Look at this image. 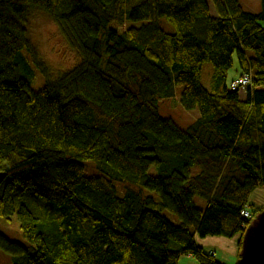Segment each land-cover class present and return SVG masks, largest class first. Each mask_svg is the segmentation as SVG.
<instances>
[{
  "label": "trees",
  "instance_id": "obj_1",
  "mask_svg": "<svg viewBox=\"0 0 264 264\" xmlns=\"http://www.w3.org/2000/svg\"><path fill=\"white\" fill-rule=\"evenodd\" d=\"M209 1L214 16L206 0H0V221L19 230L0 227V249L12 264H220L196 236H236L239 257L264 208L249 202L264 189V0L257 13ZM31 10L80 57L37 91ZM240 75L250 86L231 90ZM164 98L198 117L178 128L158 114Z\"/></svg>",
  "mask_w": 264,
  "mask_h": 264
},
{
  "label": "rangeland",
  "instance_id": "obj_2",
  "mask_svg": "<svg viewBox=\"0 0 264 264\" xmlns=\"http://www.w3.org/2000/svg\"><path fill=\"white\" fill-rule=\"evenodd\" d=\"M206 2L208 4L210 14L215 15V11L210 1L206 0ZM237 2L245 11L257 13L260 10V0H237ZM160 27L162 30L168 32L173 31L172 28L165 23L164 19H160ZM26 32L30 52L45 75L42 76L37 72L35 73L34 81L30 86L32 91H37L45 81L53 82L59 76L70 71L79 63V53L77 51L76 45L71 42L68 33L63 29H60L41 12L37 10H31ZM212 72L213 69L211 64L204 63L202 66L200 80L202 86L208 90L211 88ZM236 73L237 62L236 57L233 56L232 68L227 73V82L235 77ZM180 91L181 86H175L174 97L177 100L180 98ZM240 98H242V94H240ZM158 114L163 118L172 120L174 124L180 129H185L187 125L192 123L198 117L196 109L185 110L179 103H175L168 98H164L158 102ZM118 189L122 190L121 187ZM261 191L262 190L256 191V193L251 196V198H253V211L264 207V192ZM194 203L199 208L203 207V203L197 198H194ZM163 215L166 216L172 223H179V220L175 215L167 211H164ZM9 219L10 220L8 222L0 221V227L4 231H7L10 236L17 237L19 235L17 224L15 220H13V217ZM196 239L199 242H202L198 246L201 247L203 251H214L216 254V259L223 254L229 259V264H235L236 259H232L231 256H228V254H230L232 251H237L236 236L232 238L218 236H196ZM206 239H220L221 243L216 244L204 242ZM189 263L197 264L195 259L188 256H181L177 260V264ZM0 264H12V254L0 249Z\"/></svg>",
  "mask_w": 264,
  "mask_h": 264
},
{
  "label": "water",
  "instance_id": "obj_3",
  "mask_svg": "<svg viewBox=\"0 0 264 264\" xmlns=\"http://www.w3.org/2000/svg\"><path fill=\"white\" fill-rule=\"evenodd\" d=\"M4 175L0 174V182ZM235 264H264V208L255 215L240 239Z\"/></svg>",
  "mask_w": 264,
  "mask_h": 264
},
{
  "label": "built area",
  "instance_id": "obj_4",
  "mask_svg": "<svg viewBox=\"0 0 264 264\" xmlns=\"http://www.w3.org/2000/svg\"><path fill=\"white\" fill-rule=\"evenodd\" d=\"M250 86V77L248 75H240L229 82V88L233 91L243 92ZM241 218L250 219L251 214L247 208H243L239 212ZM208 254H213L209 252Z\"/></svg>",
  "mask_w": 264,
  "mask_h": 264
},
{
  "label": "crops",
  "instance_id": "obj_5",
  "mask_svg": "<svg viewBox=\"0 0 264 264\" xmlns=\"http://www.w3.org/2000/svg\"><path fill=\"white\" fill-rule=\"evenodd\" d=\"M212 16H214V15H212ZM259 190H262L261 192H264V189H256V190L254 191V194L256 193V191H259ZM250 201H251V202H250ZM250 201H249L250 203H253V198H250ZM204 242L216 243V244L221 243L220 239H206ZM195 243H196V245L198 246V245H200L202 242H199V241L195 238ZM205 252H208V253H209V252H213V253H214V258H215V260H216L217 262H219L220 264H229V259H228L226 256H224L223 254L220 255L219 258L216 259V254H215L214 251H212V250H206ZM235 254H236V252H235V251H232L230 254H228V256H231L232 259H236ZM189 264H191V263H189Z\"/></svg>",
  "mask_w": 264,
  "mask_h": 264
}]
</instances>
